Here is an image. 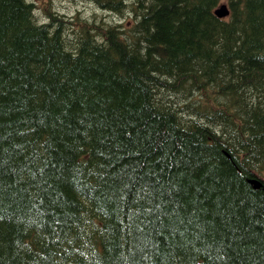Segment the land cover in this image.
Masks as SVG:
<instances>
[{"label": "trees", "instance_id": "trees-1", "mask_svg": "<svg viewBox=\"0 0 264 264\" xmlns=\"http://www.w3.org/2000/svg\"><path fill=\"white\" fill-rule=\"evenodd\" d=\"M226 1L0 0V264H264V0Z\"/></svg>", "mask_w": 264, "mask_h": 264}, {"label": "rangeland", "instance_id": "rangeland-1", "mask_svg": "<svg viewBox=\"0 0 264 264\" xmlns=\"http://www.w3.org/2000/svg\"><path fill=\"white\" fill-rule=\"evenodd\" d=\"M30 1L34 2L39 7L38 11L34 12V17L36 21L40 24L47 23L48 21H50L51 15H53L56 19H61V20L63 19L71 20L74 17L78 16L77 15L78 12L81 15H86L90 17L95 7L91 3V0H30ZM224 3H227V1L223 0L222 4ZM108 16L113 18V15L111 14H109ZM67 30L72 33V29L68 28ZM254 90H255L254 88L250 87L249 94L254 95ZM257 98L260 99L259 96ZM262 99H264V97H262ZM242 137L247 138V136H242ZM227 160L232 167L236 169L239 168L237 172L241 177H243L242 179L245 181V176H242L244 174H241V170H240L241 168L243 171H245V163L242 165V158L240 157L239 160L234 161V159L231 156H229L227 157ZM240 165L242 166L240 167ZM260 176L264 179V174ZM258 186H259L258 183H256V187Z\"/></svg>", "mask_w": 264, "mask_h": 264}, {"label": "water", "instance_id": "water-1", "mask_svg": "<svg viewBox=\"0 0 264 264\" xmlns=\"http://www.w3.org/2000/svg\"><path fill=\"white\" fill-rule=\"evenodd\" d=\"M230 14V10L228 9L227 5H221L216 11L215 15L218 18L227 17Z\"/></svg>", "mask_w": 264, "mask_h": 264}]
</instances>
